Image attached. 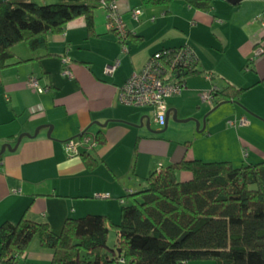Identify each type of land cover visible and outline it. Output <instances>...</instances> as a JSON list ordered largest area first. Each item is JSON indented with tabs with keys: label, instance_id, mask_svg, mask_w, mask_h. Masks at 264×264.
<instances>
[{
	"label": "crops",
	"instance_id": "obj_1",
	"mask_svg": "<svg viewBox=\"0 0 264 264\" xmlns=\"http://www.w3.org/2000/svg\"><path fill=\"white\" fill-rule=\"evenodd\" d=\"M116 3L130 31L128 51L118 34L107 28L108 10L103 7L95 12L92 33L85 18L79 17L62 32L50 33L47 48L33 52L26 43L13 48L14 57L3 69L0 84V146L9 143L14 148L21 134L31 136L25 135L15 149L0 154V226L16 223L23 215L49 224L57 234L69 217L104 214L119 222L122 206L144 187L145 178L159 164L198 159L194 151L171 143L166 152L158 154L159 149H154L146 156L144 143L157 139L147 137L144 128L152 109L119 98L130 76L165 47L189 43L198 56V72L187 77L180 95L167 98L171 115L175 110L180 117L194 113L184 114L183 103L193 100L200 108L201 94L214 87L244 88L239 100L220 104L224 114L210 128L209 138L221 137H217V155L210 158L236 167L264 161V54H256L264 40V0L238 4L212 0L209 10L186 0ZM135 9L141 10L138 18L133 16ZM117 62L114 72L108 73L107 67ZM66 66L72 78L63 74ZM31 78H37L46 91L32 87ZM204 103L206 110L218 106L216 99ZM242 117L249 124L228 123ZM85 131L96 136V148L90 151L96 163L93 169L84 155L70 156L65 150L67 140ZM156 156L166 157L167 163L155 165ZM190 175L182 172L180 177ZM52 253L35 236L20 263L50 264Z\"/></svg>",
	"mask_w": 264,
	"mask_h": 264
},
{
	"label": "trees",
	"instance_id": "obj_2",
	"mask_svg": "<svg viewBox=\"0 0 264 264\" xmlns=\"http://www.w3.org/2000/svg\"><path fill=\"white\" fill-rule=\"evenodd\" d=\"M186 1L202 10L212 6V0ZM100 7L101 0H0V84L16 45L26 43L33 52L47 48L50 33L62 32L79 17L92 33ZM197 65L186 79L198 72ZM211 91L217 106L239 100L245 89L229 85ZM81 155L93 169L90 151ZM182 172L191 175L184 179ZM129 197L133 202L122 206L116 223L104 214L69 217L57 234L26 215L4 222L0 264H21L36 235L53 252L50 264H264V161L236 167L230 161L183 158L151 171L144 187ZM111 229L117 233L115 248L108 244Z\"/></svg>",
	"mask_w": 264,
	"mask_h": 264
},
{
	"label": "built area",
	"instance_id": "obj_3",
	"mask_svg": "<svg viewBox=\"0 0 264 264\" xmlns=\"http://www.w3.org/2000/svg\"><path fill=\"white\" fill-rule=\"evenodd\" d=\"M101 7L108 10L107 28L118 34L124 51H128L126 40L129 37L130 31L118 11L116 0H101ZM132 13L135 18H138L141 10L135 9ZM256 54H264V42H261L257 46ZM118 63L109 65L107 72H114ZM197 63V53L189 44L180 47L163 48L151 56L141 71L134 72L130 76L121 87L119 98L123 103L128 105L151 107L153 109L154 121L165 124L168 113L166 99L182 93L186 82L185 73L191 70ZM63 74L70 78L73 77L72 71L67 66L64 68ZM30 85L41 93L46 91L45 87L40 86L37 78H31ZM211 92H203L201 99L204 102H213L214 97ZM228 123L232 126L236 124L247 125L249 124V120L242 117L238 120H229ZM96 145L95 135L84 132L79 137L67 140L65 142V150L68 155L77 156L81 155L85 150H94ZM104 196L107 197V195Z\"/></svg>",
	"mask_w": 264,
	"mask_h": 264
},
{
	"label": "rangeland",
	"instance_id": "obj_4",
	"mask_svg": "<svg viewBox=\"0 0 264 264\" xmlns=\"http://www.w3.org/2000/svg\"><path fill=\"white\" fill-rule=\"evenodd\" d=\"M40 4L50 3L53 0H36ZM189 44V43H185ZM183 44V45H185ZM191 45V44H189ZM180 47V46H179ZM169 99V98H168ZM166 99V102L168 101ZM212 103V102H211ZM167 104V103H166ZM204 103L201 99L200 108H198V104L194 103L193 100H189L183 103L184 111L183 113H190L188 116L180 117L178 115V120L173 118V115H170L167 127L165 128V124L156 123L153 119V109L150 112L151 114V127L150 129L147 127V124L144 125L146 130V136H152L157 138L156 141L148 140L144 143L146 156H149V151L154 149H159L156 153H164L168 148V143L173 145L182 144L184 148H188L189 152L194 151L198 159H202L204 161H213V158H210V155H217L218 149V136L215 135L212 139L209 138V132L211 129H214L222 119V115L224 114V107H220V104L217 107H213L212 109L206 110L204 107ZM215 106V105H214ZM204 120H205V128H204ZM198 123H200V127L198 129ZM160 131V132H159ZM161 155V154H160ZM155 165H158L159 162L166 164L167 158L164 156H156L154 158ZM160 165V164H159ZM129 203L133 202L131 197H129ZM37 236V235H36ZM110 247L115 248L117 244V233L114 229L110 231ZM192 262V261H191ZM200 262V261H195ZM205 264L212 262V264H216L215 261L207 260ZM208 262V263H207ZM123 264V263H116Z\"/></svg>",
	"mask_w": 264,
	"mask_h": 264
},
{
	"label": "water",
	"instance_id": "obj_5",
	"mask_svg": "<svg viewBox=\"0 0 264 264\" xmlns=\"http://www.w3.org/2000/svg\"><path fill=\"white\" fill-rule=\"evenodd\" d=\"M226 1L230 2L231 4H238V3H240V2H242V1H244V0H226ZM225 102H226V101H225ZM220 104H221V103H220ZM170 115H171V111L168 110V113H167V120H166V123H165V128L167 127V124H168V121H169ZM173 118H174L175 120H178L177 110L174 111V113H173ZM151 122H152V120H151L150 116H148L146 124H147V127H148L149 129H150V127H151ZM199 127H200V123H198V129H199ZM204 128H205V120H204ZM39 130H40V128H37L36 131H35V134H34V135H37V134L39 133ZM85 132H86V131H85ZM159 132H160V131H159ZM83 133H84V132H83ZM83 133H82V134H83ZM82 134H80V135H82ZM25 135H26V136H31V134H29V133L21 134V135L18 137L17 144H16V146H15L14 148H13L12 145L9 144V143L1 145V146H0V154H2L3 152H5L6 149H9V150L15 149V148L17 147V145L21 142L22 138H23ZM48 135H49V136L51 135V129L49 130ZM80 135H79V136H80Z\"/></svg>",
	"mask_w": 264,
	"mask_h": 264
}]
</instances>
